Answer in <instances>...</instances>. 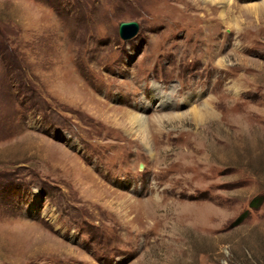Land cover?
Masks as SVG:
<instances>
[{"label": "rangeland", "instance_id": "obj_1", "mask_svg": "<svg viewBox=\"0 0 264 264\" xmlns=\"http://www.w3.org/2000/svg\"><path fill=\"white\" fill-rule=\"evenodd\" d=\"M0 2V264H264V0Z\"/></svg>", "mask_w": 264, "mask_h": 264}, {"label": "bare ground", "instance_id": "obj_2", "mask_svg": "<svg viewBox=\"0 0 264 264\" xmlns=\"http://www.w3.org/2000/svg\"><path fill=\"white\" fill-rule=\"evenodd\" d=\"M208 1H218V0H208ZM223 3H228L231 5V3L233 2V0H219ZM237 9L239 10V13H238V18H240L241 16H245V17H252L254 15H259V14H262L263 11H264V2L260 3V4H252V5H245V6H237ZM158 93V92H157ZM154 98H157V94H154L153 95ZM208 101L209 100H206V104L203 105V107H206L207 108V112L206 114L209 115V116H214L215 114L213 113H210L209 111V108H208V104H210ZM104 103V102H103ZM169 103L168 100H161L160 102V106L161 107H165L167 104ZM202 105V104H201ZM200 106V105H199ZM199 106L196 105V106H193L191 108V111L189 112V115L193 116V117H196L197 115H199ZM212 110V109H211ZM180 113H168V114H163V115H158V117H155L154 121L157 122L159 124V122L163 119V117L165 118H168V119H180L181 116L179 115ZM130 117H131V114H130ZM136 122L138 123H143V119L142 118H139V117H134ZM121 126H124L123 123L120 124ZM158 126V125H156ZM125 127V126H124ZM123 128V127H122ZM89 191L91 192H94L92 190V188H87Z\"/></svg>", "mask_w": 264, "mask_h": 264}, {"label": "water", "instance_id": "obj_3", "mask_svg": "<svg viewBox=\"0 0 264 264\" xmlns=\"http://www.w3.org/2000/svg\"><path fill=\"white\" fill-rule=\"evenodd\" d=\"M139 23L137 21H122L119 24V34L122 39L130 40L137 35Z\"/></svg>", "mask_w": 264, "mask_h": 264}, {"label": "crops", "instance_id": "obj_4", "mask_svg": "<svg viewBox=\"0 0 264 264\" xmlns=\"http://www.w3.org/2000/svg\"><path fill=\"white\" fill-rule=\"evenodd\" d=\"M17 2H19L20 4H24V3H27V0H16ZM0 3H2V2H0ZM31 133H32V130L30 131ZM34 132V131H33ZM34 205V204H33ZM32 206V205H31ZM44 207V206H43ZM41 209V206H40V208H39V210L38 211H40V213H41V215L43 216V217H46V215H47V210L45 209V208H43V210L41 211L40 210ZM31 210H32V208H31ZM34 210V209H33ZM30 214H34V213H36L37 211H35V212H31V211H28ZM18 220L16 221V222H11L12 224H13V226L12 227H16V228H21V226H24V225H22V224H20V223H22V222H24L23 224H32V225H34L32 222H33V220H30V219H28L27 217H26V219L27 220H29L30 222H27V221H24L23 220V217H22V219H20V218H17ZM22 221V222H21ZM26 226H28V225H26ZM18 230H20V229H18ZM42 231H44V230H42ZM45 232V231H44Z\"/></svg>", "mask_w": 264, "mask_h": 264}]
</instances>
